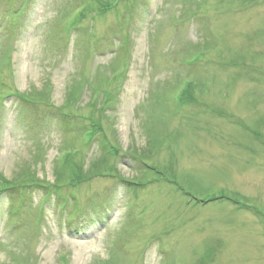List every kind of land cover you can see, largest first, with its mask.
Wrapping results in <instances>:
<instances>
[{"label":"rangeland","instance_id":"obj_1","mask_svg":"<svg viewBox=\"0 0 264 264\" xmlns=\"http://www.w3.org/2000/svg\"><path fill=\"white\" fill-rule=\"evenodd\" d=\"M0 187V264H264V0H0Z\"/></svg>","mask_w":264,"mask_h":264},{"label":"trees","instance_id":"obj_2","mask_svg":"<svg viewBox=\"0 0 264 264\" xmlns=\"http://www.w3.org/2000/svg\"><path fill=\"white\" fill-rule=\"evenodd\" d=\"M78 88H79V87H77V86H73V87L71 88V90L77 92V90H79ZM65 165H66V161H65ZM78 174H80V171H75V172H74V175L77 176ZM78 180H80V179H79V176H78L77 181H78ZM0 188H1V187H0Z\"/></svg>","mask_w":264,"mask_h":264}]
</instances>
